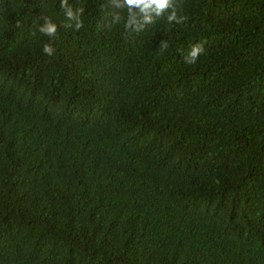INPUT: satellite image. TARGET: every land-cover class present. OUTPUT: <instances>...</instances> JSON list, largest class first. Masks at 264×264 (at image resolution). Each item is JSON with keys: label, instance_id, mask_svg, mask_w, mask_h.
<instances>
[{"label": "trees", "instance_id": "16d2710c", "mask_svg": "<svg viewBox=\"0 0 264 264\" xmlns=\"http://www.w3.org/2000/svg\"><path fill=\"white\" fill-rule=\"evenodd\" d=\"M0 264H264V0H0Z\"/></svg>", "mask_w": 264, "mask_h": 264}, {"label": "clouds", "instance_id": "9594fccd", "mask_svg": "<svg viewBox=\"0 0 264 264\" xmlns=\"http://www.w3.org/2000/svg\"><path fill=\"white\" fill-rule=\"evenodd\" d=\"M127 4L130 6L131 5H144V7H147L148 5H155L156 14L161 15L162 12L165 11L169 7L170 0H127ZM174 18H175V13L173 12L169 16L168 19L172 20ZM40 30L48 35H52L55 33L56 28H55V25L49 24L46 27L41 28ZM200 50L201 49H199L198 47H194L192 50V55L196 57ZM44 51L51 54V51L49 47L47 46L45 47Z\"/></svg>", "mask_w": 264, "mask_h": 264}]
</instances>
